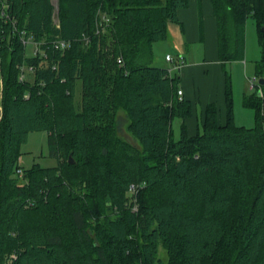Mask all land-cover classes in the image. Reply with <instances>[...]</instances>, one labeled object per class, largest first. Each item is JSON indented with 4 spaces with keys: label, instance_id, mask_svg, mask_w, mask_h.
<instances>
[{
    "label": "trees",
    "instance_id": "trees-1",
    "mask_svg": "<svg viewBox=\"0 0 264 264\" xmlns=\"http://www.w3.org/2000/svg\"><path fill=\"white\" fill-rule=\"evenodd\" d=\"M211 1L221 62L245 58L252 17L264 77V0ZM4 2L18 30L0 0V264H264V83L244 96L254 126L238 125L225 69V121L209 102L190 135L179 71L152 65L189 0H58V25L53 0ZM122 111L136 142L120 135ZM33 131L57 164L19 175Z\"/></svg>",
    "mask_w": 264,
    "mask_h": 264
},
{
    "label": "rangeland",
    "instance_id": "rangeland-1",
    "mask_svg": "<svg viewBox=\"0 0 264 264\" xmlns=\"http://www.w3.org/2000/svg\"><path fill=\"white\" fill-rule=\"evenodd\" d=\"M5 0H2V9L4 7ZM56 10L54 15V21L56 25L59 23V10L58 0H53ZM16 30L17 29V26ZM168 30V37L164 40H160L154 43V58L152 65L164 68H171L172 62L166 59V53L169 52L172 56H175L179 52L186 53V61L192 59L202 60L204 58V43H192L184 44L183 35L180 30V26L176 23L170 22ZM105 31V28H102ZM20 32V38L22 33ZM28 36V35H27ZM29 43L26 45V53L28 56L33 55L32 52L37 45L33 38L32 40L28 37ZM22 40V38H21ZM24 44V43H23ZM262 52L258 37L257 24L254 18L249 17L246 22V33H245V58L243 60L230 61L226 65V69L231 74L232 80V92H233V104L235 121L238 125L251 127L255 124V111L253 108L248 107L244 104L245 94H252L255 91V84H258L259 77H256V62L261 59ZM176 59V58H175ZM171 66V67H170ZM177 71V70H176ZM179 71V70H178ZM174 72V70H173ZM29 75V73H28ZM253 81V82H252ZM2 84L0 75V85ZM254 84V85H253ZM260 89V88H259ZM1 91V86H0ZM80 88L79 93L76 97V101L80 102ZM200 109V107H199ZM128 117L122 111L119 118L120 135L132 142H136L133 135L128 131ZM180 119L175 118L173 121V130L175 138H179L180 130ZM20 163L24 168L31 167L34 163H40L43 166H53L57 164V159L50 155V148L48 142V134L45 131H33L30 132L28 141L21 146ZM130 197V192L127 193ZM139 199L136 202V211L139 208ZM138 207V208H137ZM139 211V210H138ZM137 211V212H138ZM160 257L167 259V254L163 248H160Z\"/></svg>",
    "mask_w": 264,
    "mask_h": 264
},
{
    "label": "crops",
    "instance_id": "crops-1",
    "mask_svg": "<svg viewBox=\"0 0 264 264\" xmlns=\"http://www.w3.org/2000/svg\"><path fill=\"white\" fill-rule=\"evenodd\" d=\"M178 17L181 24H176L180 26L182 42L187 45L197 42L205 44V56L202 60L192 59L188 62L185 52H179L175 56L176 59L179 56L185 59L179 70L180 87L183 90L182 97L191 100L194 105V113L186 121L188 132L193 135L197 131L198 124L203 122L204 112L209 102L217 103L219 120L224 122L226 119L225 69L227 63L224 65L219 57L218 24L211 0H189L187 7L178 10Z\"/></svg>",
    "mask_w": 264,
    "mask_h": 264
},
{
    "label": "built area",
    "instance_id": "built-area-1",
    "mask_svg": "<svg viewBox=\"0 0 264 264\" xmlns=\"http://www.w3.org/2000/svg\"><path fill=\"white\" fill-rule=\"evenodd\" d=\"M7 9H8V4L7 3H5L4 4V7H3V10H2V15L4 16V18L6 19V20H9L11 17L9 16V14L7 13ZM57 9V8H56ZM11 20H12V18H11ZM109 21H110V17L108 16V14L107 13H105V12H103V11H101L100 12V25L102 26V25H106V24H108L109 23ZM12 23H13V31H17L16 30V23H15V20H12ZM103 26V27H104ZM22 42L25 44V45H27L28 43H29V39H28V36L26 35V33L25 32H23L22 33ZM55 43V46L58 48V47H61V48H64V47H66V46H68L69 45V43L68 42H66V41H63V40H57V41H55L54 42ZM38 51V47H36V49H35V51L34 52H37ZM166 59L168 60V61H170V62H172L173 63V67H171V68H169V71H170V73H173V70L174 71H178V70H180V68H181V66L184 64V62H185V59H184V57L183 56H179L177 59H175L174 58V56H172L171 54H167L166 55ZM31 69H32V67H31ZM26 79V74H25V72H24V67H22V74H21V80H25ZM253 82V81H252ZM254 85V84H253ZM178 94L180 95V97H182V95H183V90L182 89H179L178 90ZM19 163H20V159H19ZM17 173L19 174V175H22L23 174V167H22V165H21V163H20V166L17 168ZM138 190H139V186L138 185H131V192L134 194V193H137L138 192ZM134 209H136V207H134Z\"/></svg>",
    "mask_w": 264,
    "mask_h": 264
},
{
    "label": "water",
    "instance_id": "water-1",
    "mask_svg": "<svg viewBox=\"0 0 264 264\" xmlns=\"http://www.w3.org/2000/svg\"><path fill=\"white\" fill-rule=\"evenodd\" d=\"M9 37H11V35H10ZM259 83H260V84H263V83H264V77H261V78L259 79ZM259 93H261V91H260Z\"/></svg>",
    "mask_w": 264,
    "mask_h": 264
}]
</instances>
